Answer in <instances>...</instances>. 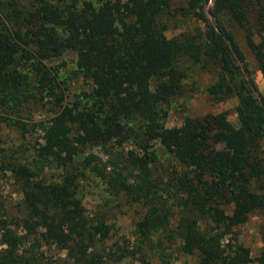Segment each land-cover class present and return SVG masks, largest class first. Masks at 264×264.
<instances>
[{
    "label": "trees",
    "instance_id": "1",
    "mask_svg": "<svg viewBox=\"0 0 264 264\" xmlns=\"http://www.w3.org/2000/svg\"><path fill=\"white\" fill-rule=\"evenodd\" d=\"M213 1L216 15L227 13L245 30L264 76V0ZM169 6V0H0V106L25 117L30 105L57 94L61 103L43 125L38 156L66 166L87 146H102L109 157L91 170L112 194L146 207L136 223V249L110 245L111 226L89 216L79 173L46 181L30 163L13 164L23 198L1 226L21 227L32 243L24 252L14 231L4 233L0 264H43L45 244L63 246L71 264H119L132 252L151 264V251L165 240L196 255L198 264L254 262L238 227L264 209V96L237 63L246 57L233 31L200 12L204 31L169 37L162 18ZM67 50L77 53L92 82L73 103L65 79L47 63ZM183 57L216 72L208 88L214 100L237 98L239 127L226 111L166 125L163 105L184 91ZM131 138L145 153L159 141L183 169L162 176L152 159L128 163L124 145ZM262 241L260 264L264 232Z\"/></svg>",
    "mask_w": 264,
    "mask_h": 264
},
{
    "label": "rangeland",
    "instance_id": "2",
    "mask_svg": "<svg viewBox=\"0 0 264 264\" xmlns=\"http://www.w3.org/2000/svg\"><path fill=\"white\" fill-rule=\"evenodd\" d=\"M169 2L170 6L165 8L162 16L168 24L166 33L169 37H183L184 34H194L200 29L204 31L206 22L200 18L198 14L200 12L211 24L221 23L233 31L245 52L246 59L237 60L242 73L253 78L259 92L264 96V76L254 53L247 44L245 30L242 27L234 23L227 13L217 12L216 15L213 0H169ZM255 39L257 42L261 41L259 35H256ZM47 63L54 70L59 71L61 79H65V84L68 85L65 96L69 103L75 102L84 92L92 89L91 80L77 66L76 52L67 50L61 56L48 60ZM180 67L185 72L184 91L163 105L168 112L165 119L166 125L181 127L186 117L203 118L226 111L230 121L239 127L240 120L236 111L237 98L216 101L209 93L208 88L215 81L216 72L202 67L199 63L195 64L189 57L181 59ZM55 95L57 94H50L41 100V103L30 105L25 112V117L11 115L0 106V250L4 247L1 244L2 235L10 231H14L20 239L24 252L32 243V236L28 237L21 227L9 223L6 228L1 226L2 219H10L12 215L18 213L23 198L21 180L9 168L13 164L26 162L30 163L31 167H35L40 177L46 181H58L66 174L79 173L77 181L80 195L89 216L111 226L107 234L108 243L115 246L128 243L131 249H136V223L145 213L146 207L143 203L133 202L123 195L112 194L103 177L91 170V166H102L109 157L102 146H87L74 162L66 166H62L53 158L38 156V139H41L43 134V125L48 123L61 103ZM9 118L18 122L10 124L12 121L8 120ZM262 143L264 148V139ZM135 144V138H131L124 145L128 163L132 164L134 160L150 161L152 159L154 162L150 165H154L155 172L162 176H166L171 171L183 169L174 154L159 141L151 142L147 153ZM222 146L223 144L218 145L219 148ZM238 232L240 241L251 249L252 257L255 259L252 264H260L257 256L263 246L264 209L252 213L249 219L238 227ZM40 250L43 252L41 258L43 264H71L63 246L45 244ZM139 256V252H132L128 259L119 264H140ZM148 259L151 264H198L196 255L182 252L178 243L171 244L167 240L160 248L151 251Z\"/></svg>",
    "mask_w": 264,
    "mask_h": 264
}]
</instances>
